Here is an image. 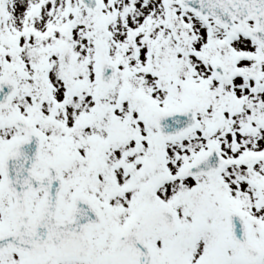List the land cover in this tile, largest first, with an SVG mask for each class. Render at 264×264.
<instances>
[{
  "label": "snow or ice",
  "instance_id": "1",
  "mask_svg": "<svg viewBox=\"0 0 264 264\" xmlns=\"http://www.w3.org/2000/svg\"><path fill=\"white\" fill-rule=\"evenodd\" d=\"M0 264H264V0H0Z\"/></svg>",
  "mask_w": 264,
  "mask_h": 264
}]
</instances>
